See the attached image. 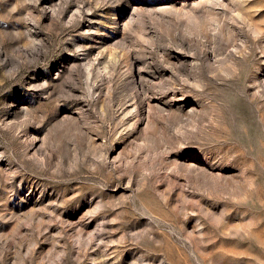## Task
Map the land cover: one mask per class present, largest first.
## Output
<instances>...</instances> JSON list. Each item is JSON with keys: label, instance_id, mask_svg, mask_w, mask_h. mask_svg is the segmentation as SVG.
I'll return each instance as SVG.
<instances>
[{"label": "rangeland", "instance_id": "obj_1", "mask_svg": "<svg viewBox=\"0 0 264 264\" xmlns=\"http://www.w3.org/2000/svg\"><path fill=\"white\" fill-rule=\"evenodd\" d=\"M0 264H264V0H0Z\"/></svg>", "mask_w": 264, "mask_h": 264}]
</instances>
